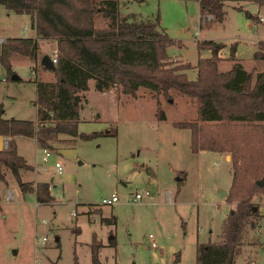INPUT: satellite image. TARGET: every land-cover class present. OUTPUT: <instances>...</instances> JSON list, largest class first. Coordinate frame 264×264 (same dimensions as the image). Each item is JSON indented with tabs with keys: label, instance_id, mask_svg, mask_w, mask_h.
I'll return each mask as SVG.
<instances>
[{
	"label": "rangeland",
	"instance_id": "374dc122",
	"mask_svg": "<svg viewBox=\"0 0 264 264\" xmlns=\"http://www.w3.org/2000/svg\"><path fill=\"white\" fill-rule=\"evenodd\" d=\"M119 2L122 13H133L138 19L158 14L160 26L174 41L166 52L172 61L189 63L184 71L189 80L195 78L197 58L211 55L210 49L196 46L204 40L220 45L219 70L231 65L233 46V57L245 70L251 69L252 75L264 71V62L253 60L257 42L264 41V0H223V19L212 18L205 24L199 23L195 0ZM33 31L28 14L0 6V38L31 36ZM52 48L40 41L38 55L51 56ZM9 62L19 79L11 80L0 64L2 117L35 122L34 79L54 80L52 73L24 56L12 55ZM79 94L84 101L77 132H96L94 137L55 134L47 146L51 154L42 162L33 138L14 136L17 154L30 165L21 171V180L31 186L47 182L52 199L39 203L33 192H19L5 171L0 181V264H75V260L93 264V237L101 243L100 264H194L196 244L217 241L224 217L234 208L224 200L231 178L225 156L208 150L192 152L189 130L173 125L196 119L194 102L175 93L169 100L161 95L155 99L143 87L134 97L115 94L113 89L99 92L90 79ZM55 161L60 163V174L53 169ZM144 189L151 192L155 204L147 199L130 202L135 192ZM166 190L169 202L164 200ZM221 190L226 191L224 196L219 195ZM9 191L11 199L6 201ZM112 193L117 201L100 205L101 198ZM257 196L251 201L264 216V195ZM93 208L98 210L89 215ZM246 232L234 264H264L263 218ZM112 236L114 246L108 245ZM153 239L155 246H150Z\"/></svg>",
	"mask_w": 264,
	"mask_h": 264
},
{
	"label": "trees",
	"instance_id": "16d2710c",
	"mask_svg": "<svg viewBox=\"0 0 264 264\" xmlns=\"http://www.w3.org/2000/svg\"><path fill=\"white\" fill-rule=\"evenodd\" d=\"M195 1L199 15L211 14L219 22L223 19V0ZM0 6L9 12L28 14L35 33L34 37H9L0 42V64L8 75L13 73L10 56L35 62L37 39L55 41L53 67L41 66L51 71L54 80L34 79L36 121L3 118L0 104V135L9 137L7 147L0 149V181L8 170L22 193L33 192L39 203L51 201L47 182L31 186L21 180L20 171L30 165L17 154L13 137H31L38 147L46 148L58 133L94 137L96 132H77L78 112L84 101L79 92L87 89L89 79L99 92L113 89L115 94L134 97L143 87L155 99L161 95L169 100L172 93L183 95L196 105V119L175 121L173 125L189 130L192 152L229 155L231 178L224 200L234 205L222 221L218 240L196 244L194 264H234L247 229L264 220L251 201L264 195V71L252 75L236 62L226 71L219 70L220 45L204 40L197 41L196 46L210 49L211 55L197 58L195 78L189 80L184 72L189 63L172 61L166 52L174 41L160 26L158 14L144 19L133 13L122 14L119 0H0ZM97 19L102 24L97 25ZM230 52H234L233 46ZM253 59L264 62V41L257 42ZM156 112L161 116L158 101ZM259 180L260 186L256 183ZM114 243L112 236L108 245ZM100 246L93 237V264H100Z\"/></svg>",
	"mask_w": 264,
	"mask_h": 264
},
{
	"label": "built area",
	"instance_id": "2783aa9c",
	"mask_svg": "<svg viewBox=\"0 0 264 264\" xmlns=\"http://www.w3.org/2000/svg\"><path fill=\"white\" fill-rule=\"evenodd\" d=\"M212 18L213 17L211 14H208V13L201 14V15H199V23H203V24L208 23ZM196 32H197L196 28L194 27V33H196ZM0 42H2V39H0ZM54 52H55V50L52 51V53H51L52 55L49 56L51 63L55 62ZM175 58H177V57H174V59ZM7 143H8V137H6V136L1 137L0 147L5 149L7 147ZM50 154H51V151L48 148L39 147L40 161L45 162L48 159V157L50 156ZM53 169L57 174L61 173V166H60V163L58 161H55L53 163ZM4 199L6 201L11 199V191L5 193ZM142 199H147L148 202L151 204H155V202H156L155 201L156 199L152 196L151 192L148 189H144L143 191H140V192H135L133 194L132 198L130 199V202L137 203V202H140ZM164 200L167 202H169L171 200V195H170V192L168 190H166L164 193ZM116 201H117V197L115 194L112 193L108 197L101 198L100 205H113ZM148 237H152V235L148 234ZM44 240H45V237H42L41 242ZM150 246H155L154 239L150 241ZM35 264H37V263H35Z\"/></svg>",
	"mask_w": 264,
	"mask_h": 264
},
{
	"label": "crops",
	"instance_id": "0c3cea01",
	"mask_svg": "<svg viewBox=\"0 0 264 264\" xmlns=\"http://www.w3.org/2000/svg\"><path fill=\"white\" fill-rule=\"evenodd\" d=\"M120 12H121V10H120ZM122 13V12H121ZM122 14H127V13H122ZM258 20L259 21H261V18H258ZM30 29L31 30H33V28H32V25H31V19H30ZM22 30L23 31H26L27 30V26H23L22 27ZM34 35H35V33H34V31H33V34L31 35V36H25V35H23V37H34ZM14 37H20V36H14ZM0 39H2V38H0ZM5 39V38H4ZM3 40V39H2ZM40 41H44L45 43H47V44H49L50 45V47H53L52 48V51H54L55 50V41L54 40H52V39H37V46H38V50L40 51ZM41 52V51H40ZM234 53V52H233ZM233 53L231 54L230 53V61L229 62H232L231 63V65L233 64V63H239V62H237L236 61V59H234V57H233ZM41 55H43V53H41ZM41 55H38L37 56V60L35 61V62H37L38 61V63H39V58H40V56ZM178 58V57H177ZM254 60V59H253ZM257 61H259V60H254V62H257ZM240 64V63H239ZM231 65H227V67L226 68H223L221 71H226V70H228L230 67H231ZM241 65V64H240ZM242 66V65H241ZM34 68H33V70L32 69H30V71H31V73H33V74H35V72H36V68H35V66H33ZM242 68H243V66H242ZM43 69V68H42ZM244 69V68H243ZM45 70H47V69H45ZM245 70V69H244ZM50 71V70H49ZM246 71H251V69L250 70H246ZM256 72H259V71H256ZM255 72V73H256ZM18 77V76H17ZM19 79V78H18ZM53 79H51V80H48V81H52ZM42 81H46V80H42ZM103 92H105V91H103ZM36 110V109H35ZM3 113H4V110L2 109V115H3ZM36 118V117H35ZM3 136H5V135H0V139H1V137H3ZM18 136V135H17ZM8 137V136H7ZM16 137V136H15ZM9 138V137H8ZM13 139H14V137H13ZM1 148V147H0ZM1 149H3V148H1ZM215 153H218V154H223L224 156H225V159L229 162V155L227 154V153H223V152H215ZM20 176H21V171H20ZM17 186V185H16ZM8 188V187H7ZM18 188V187H17ZM19 190V189H18ZM19 192H21L20 190H19ZM12 194V193H11ZM257 198L258 196H254V198ZM254 198H253V200H254Z\"/></svg>",
	"mask_w": 264,
	"mask_h": 264
},
{
	"label": "water",
	"instance_id": "95a60500",
	"mask_svg": "<svg viewBox=\"0 0 264 264\" xmlns=\"http://www.w3.org/2000/svg\"><path fill=\"white\" fill-rule=\"evenodd\" d=\"M39 64L41 66H44V67L48 68V69H51L53 67V65L51 63V60H50V57L47 54H43V55L40 56ZM10 78H11V80H17L18 79V77H17V75L15 73H12L10 75ZM256 183H257V185L260 186L262 184V180L256 181ZM225 193H226L225 190H221L219 195L220 196H224ZM252 209L255 210V207L253 206Z\"/></svg>",
	"mask_w": 264,
	"mask_h": 264
}]
</instances>
